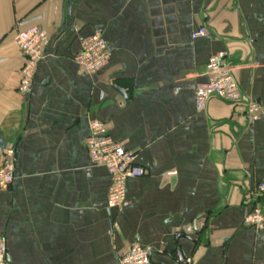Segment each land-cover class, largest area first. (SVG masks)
I'll return each instance as SVG.
<instances>
[{
  "label": "crops",
  "instance_id": "1",
  "mask_svg": "<svg viewBox=\"0 0 264 264\" xmlns=\"http://www.w3.org/2000/svg\"><path fill=\"white\" fill-rule=\"evenodd\" d=\"M26 21L49 43L23 96ZM97 32L111 59L89 75L75 58ZM222 52L242 100L198 111ZM94 120L145 170L122 211L108 208L112 177L86 148ZM0 131L17 148L0 192L9 264H118L133 243L192 264H264V232L244 225L264 182V0H0ZM159 254L153 263L176 264Z\"/></svg>",
  "mask_w": 264,
  "mask_h": 264
},
{
  "label": "built area",
  "instance_id": "2",
  "mask_svg": "<svg viewBox=\"0 0 264 264\" xmlns=\"http://www.w3.org/2000/svg\"><path fill=\"white\" fill-rule=\"evenodd\" d=\"M207 35L203 27L193 33V39ZM15 42L25 56V64L21 70V80L18 92L29 95L33 89V82L39 63L45 57V48L49 43V36L45 30L31 21L18 23L16 26ZM225 52L214 57L209 68L215 73L208 83L199 86L195 91V104L198 111L206 109L208 103L218 99L231 104H238L242 100V92L234 76L232 67L225 63ZM111 59L108 44L100 32L83 40L81 52L75 58L78 66L89 75H98L105 70ZM259 112V106L251 103L248 106V118L254 120ZM91 162L104 167L112 177L113 184L108 195V208L122 211L129 206L127 199V182L130 179L141 178L145 170L136 160L133 152L126 150L122 145L115 143L109 136L107 127L99 120L90 124V136L86 141ZM0 192L8 191L15 179V164L17 160L16 146L8 142L0 131ZM175 174V173H171ZM257 195L258 203L245 216L244 225L264 232V182L260 183ZM194 228L187 232L192 234ZM11 254L7 248L5 236H0V264H9ZM118 264H153L150 249L133 243L127 250L118 254ZM177 264H192L188 258Z\"/></svg>",
  "mask_w": 264,
  "mask_h": 264
},
{
  "label": "water",
  "instance_id": "3",
  "mask_svg": "<svg viewBox=\"0 0 264 264\" xmlns=\"http://www.w3.org/2000/svg\"><path fill=\"white\" fill-rule=\"evenodd\" d=\"M119 91H120V93H122L123 94V91H122V89H119ZM195 231L197 232V233H200V231L199 230H197V225H195ZM178 237H181V236H178ZM154 254H159V253H156L154 250H150V256H151V258H152V256L154 255ZM159 255H161V256H164V257H167V258H169V259H171L172 261H174L176 264L177 263H180L181 262V259H175V257H172L171 255H169V254H165V253H162V254H159ZM186 258H184V260H185ZM153 264H155V263H153Z\"/></svg>",
  "mask_w": 264,
  "mask_h": 264
}]
</instances>
